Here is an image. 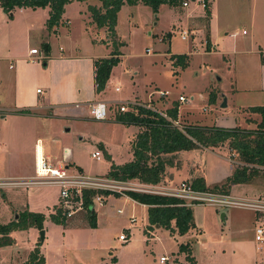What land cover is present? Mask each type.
<instances>
[{
    "label": "rangeland",
    "instance_id": "1",
    "mask_svg": "<svg viewBox=\"0 0 264 264\" xmlns=\"http://www.w3.org/2000/svg\"><path fill=\"white\" fill-rule=\"evenodd\" d=\"M187 2V8H178L177 11L161 5L156 14L143 4L121 7L115 27L123 56L111 69L105 84L108 98L114 97L118 102L148 103L153 100L152 106L164 111L170 109L173 102H178L179 96H184L192 98L186 103L178 102L188 123L254 129L255 122L259 121L258 115L248 109L264 106V0H211V18L208 20L205 13L202 21L199 20L204 13L201 2ZM179 12L190 14V19L182 25L187 32L186 40L180 38L182 28L173 27L178 22ZM18 16L14 14V18ZM67 16L68 27L61 23L55 34L43 28L40 17L31 34L23 24L15 27L14 23H9L4 29L14 33V43L23 52L34 47L41 55L47 44H50L51 53H57L60 46L75 53L78 45L82 55L99 57L111 52L104 44L95 45L87 35H82V17L78 9H72ZM7 19L12 18L7 14ZM70 29L72 33L69 34ZM0 37L1 40L5 38L4 35ZM171 55H187L188 67L185 70L173 67ZM35 63L42 66L43 62ZM9 64L14 65L15 61L0 62L1 74L12 73ZM115 87L119 88V93ZM1 88L5 90L4 86ZM159 92H168V96L160 98ZM210 95L215 96L214 102L209 101ZM224 101L226 107H222ZM4 116L0 115V134H7L11 141L10 132L16 129L29 128L34 135L33 124L11 113ZM250 119L251 123L247 121ZM26 120L40 123L33 118L26 117ZM64 121L67 122L66 128L70 127L68 145L80 168H72L69 172L91 177H104L107 172V154L102 152L101 160L92 158V154L100 150V144L110 145L113 153L123 158L127 154L126 139L135 130L131 127L126 131L110 117L105 121L91 118H66ZM33 135L29 140H20L18 146L13 142L9 159L13 154L14 159L20 160L24 166L30 161L32 164L30 146L37 137L44 138L42 134ZM5 152L6 148L0 145V166L4 163ZM225 153L229 154V151ZM180 162L185 168H191L195 176L204 173V184L208 189L224 183L233 174L230 164L217 153L199 149L185 151ZM197 162H202V170ZM234 166L239 167V163L235 162ZM187 174L174 176L169 182L170 187L179 185L182 177L190 179ZM252 177L247 183L230 182L228 194L237 199L264 200V172L258 171ZM232 185L240 186L231 191ZM58 197L56 187L0 188V217L9 210L15 218L18 206L23 204L44 216L43 230L25 227L12 231V244L0 247V264H21L29 250L37 245L46 264H159L163 255L171 257L170 264H195L193 257L197 264H264V243H257L254 238L255 227L260 223L264 226V215L249 209L193 206L194 228L183 235H170L163 228L154 231L148 227L145 231L142 208L120 194L108 196L102 207L95 204V228L88 224L85 212L67 220V224H56L50 220V214ZM119 209L122 214L117 213ZM131 219H134L133 223ZM41 231L44 232L43 239L40 238ZM120 235L127 237L126 242L119 239ZM181 244H189L192 261L186 258L188 253L179 251Z\"/></svg>",
    "mask_w": 264,
    "mask_h": 264
},
{
    "label": "crops",
    "instance_id": "2",
    "mask_svg": "<svg viewBox=\"0 0 264 264\" xmlns=\"http://www.w3.org/2000/svg\"><path fill=\"white\" fill-rule=\"evenodd\" d=\"M72 5H77V6H72ZM88 6L99 7L100 2L97 0H87L86 2H72L66 5L64 8V13L62 15L61 21L57 27H59L61 23L68 27L69 19L67 18L68 17L67 15L70 14L72 9H78L80 11V16L82 17V27H81L82 35H87L93 44L95 45L104 44L106 48H110L112 51L111 40L109 39L108 31L106 29H97L95 25L92 24L90 14L87 10ZM70 7H75V8H70ZM26 9L16 8L11 13L12 19H10L9 21L7 19V14L4 13L0 8V22H1L0 26H2L0 29V35H4L5 37L4 40H1L0 37V62L5 61L7 63H10L12 61H15L14 65L9 64L8 66V69H12V73L7 72V75H3L0 72V115L2 116V118H4L5 113H11V115L15 117H19L20 119H22V121L27 122L28 124H33V126L35 127V131H34L35 133L33 135V131L29 128L23 130L16 129L15 132L14 131L12 133L10 132L12 141L10 140L7 134L6 135L0 134V145L2 146V148L3 147L6 148V152L3 155L4 163L2 166H0V179L28 178L34 176L36 156L42 157L47 162V164H50L52 167L67 164L65 167L67 168L68 173H70L69 171L72 168L73 169L75 168V170H80V168H78L76 164L78 160L74 156L71 148L69 147L70 145H68L69 143L68 139H70L69 138L70 136L67 135V132L70 130V127L66 128L67 122H65L64 119L66 118L76 119V120L89 119L90 117L87 108L88 104L95 102H106L109 104H115L116 102L119 101L114 99V97L108 98L107 96L108 87H105V89L99 94L95 93L94 67H93L94 61L100 58L109 57L111 52L106 53L105 55H100L99 57H97V55H82L80 53L81 47L80 45H78L77 51L75 53H72L71 50L64 49L63 46L59 47L57 53L55 52L51 53L50 44H47L44 46V54L43 53L41 54L42 57L41 61L43 62L42 66L40 64H36L35 62H30V59L37 57V56H31L29 54V51L34 47H31L29 50L26 49L24 52L20 49H17L13 38L14 33L11 32L10 30L4 29L6 26L9 25V23H14L15 27L18 24H23L27 32L31 34L34 32L33 30H35L36 28L34 25L38 22L37 18L40 17L41 22L43 24V28L46 30L45 28L46 26L44 25L48 19L49 9L48 8L42 10L40 8L35 10H26ZM171 9L177 11V9L174 8ZM203 11H204L203 15L200 16L199 18L200 21H202V19L205 18L204 16L205 10L203 9ZM209 12H210L209 18H211V6H209ZM15 13H17L20 16L14 18ZM178 15H179L178 22L173 27L174 28L177 27L178 30L182 28L179 31L181 32L184 30L182 25H185L184 24L185 20L190 19V14L185 12L183 13L179 12ZM180 16L184 18H181ZM57 27H55L51 32L47 30L46 31L48 33L55 34L57 32ZM114 30L117 40L118 38H117L116 27ZM70 33H72L71 29L69 30V34ZM2 47H4L5 50ZM122 56L123 55L121 54L119 57L120 61L122 59ZM3 82L6 83L2 85ZM2 86H4L5 90L1 88ZM116 88L118 89L116 93H119L120 92L119 88L115 87V89ZM37 90H40V93H37ZM153 103L154 101L152 100L151 105ZM173 104L178 105L177 120L174 123H177V125L180 127L197 125L186 122V119L181 114L180 104L178 102H173ZM114 106L115 105H111L108 118L110 117L112 120L115 121V123L125 127L126 131H129L131 127L135 128V130L132 131L131 134L128 135L126 139L128 144L127 154L123 155V158L117 157L113 153V149L112 147H110V145L104 142L100 144L99 151L101 153L103 152L104 154H107L110 158V161H107L108 168L106 174L110 170L111 163L117 166H121L123 164L132 161L133 159L132 144L137 134L140 133L141 131V129L137 126H125L119 123L116 120V118L120 113L118 112L117 107ZM166 110H164L163 112H166ZM20 112H26V113H20ZM26 117L33 118L34 120H39L40 123L38 122L32 123L29 120H26ZM57 123H62V125L61 124L59 125ZM198 126H204V125H198ZM211 126H216V125H211ZM35 134H42L44 138L41 139L40 137H37L35 139V142L32 144V146H30L31 148L30 157L33 162L32 164L30 161L26 166H24V164L20 162V160H18L17 158L14 159L13 154L11 155L12 159H9L13 142L14 145L18 146L20 144V140L23 139L29 140L32 137V135L35 136ZM198 149L210 153L211 152L217 153L220 156H222V158L230 164L231 172H233L234 169L236 168L234 166L236 162L235 158L233 157L230 158L229 154H226L224 151H218V150L213 151L211 149H206L202 147H199ZM184 152L185 151H181L173 155L174 156L172 159L173 163L165 167V171L163 173L161 180L162 185L171 186L169 185V182L172 180V178L174 176L180 177L181 174L184 172L188 173L187 175L189 176L190 179L185 178L186 179L185 180L184 177H182L183 179H181L180 182H188L190 184L192 181H194L197 178H202L204 180L203 178L204 173L195 176V173L191 170V168L189 167L185 168V166L181 164L180 157ZM230 161H233V163ZM196 164L199 167V169L202 170L203 168L202 162L201 163L197 162ZM70 174H75V173H70ZM237 186L240 185H232L230 187L231 191H233ZM38 187H43V186H35V188ZM123 198L128 202H131L133 205L140 206L142 208L143 219L146 222L144 230L147 231V229H149L148 228L149 224L147 221V207L145 205H141L133 201L128 197H123ZM128 202L125 203L129 204ZM18 209L19 210H16V212L14 210L17 216L19 213H22L24 211L36 213L35 211H33V208H28L27 204L18 206ZM122 213H118V214H122ZM4 214L5 215L3 217H0V225H6L16 220L15 218H13V213L11 211L9 212V210L5 211ZM95 216H96V227H97L96 212H95ZM259 225H261V223ZM153 229L155 231L158 228L154 227ZM11 234L12 232L10 233V237ZM32 250L30 249L27 257L26 258L24 257L21 260L22 261L21 264L28 259L29 253ZM39 250L45 259L44 254L41 252V249ZM193 258L195 264H197V260L195 259V257Z\"/></svg>",
    "mask_w": 264,
    "mask_h": 264
},
{
    "label": "trees",
    "instance_id": "3",
    "mask_svg": "<svg viewBox=\"0 0 264 264\" xmlns=\"http://www.w3.org/2000/svg\"><path fill=\"white\" fill-rule=\"evenodd\" d=\"M87 0H0V8L11 17V13L16 9H49L48 19L45 23L47 31L51 32L61 21L66 5L72 2H86ZM100 6H88L92 24L97 29H106L111 38L112 51L107 58H100L94 61V85L95 93H100L109 78L111 69L120 62L119 47L121 42H117L115 25L117 14L124 5L135 6L138 3L151 8L154 14L158 12L161 5L177 9L183 7V3L189 0H97ZM205 4L204 10L210 16L209 6L211 0H202ZM170 37V34L166 35ZM208 45V42H207ZM172 66L176 69L185 70L188 67L189 58L187 55H171ZM176 73L178 71L176 70ZM215 96L210 95L209 101L214 102ZM248 111L256 114L259 121L255 122L254 129L221 128L217 126L190 125L180 127L174 125L177 120L178 105L174 104L166 110L167 118H163L156 112L144 108L135 111L120 113L116 120L125 126H137L141 129L132 144V161L121 166L111 163L110 170L106 174L107 178L116 181L136 180L145 184L161 183L165 167L173 163V155L181 151H190L199 147L229 151L230 158H235L239 163L230 178L224 183L207 188L202 178H197L188 183L193 190L218 192L228 195L231 183H247L258 171L264 172V107H251ZM26 113V112H20ZM251 123V119L247 120ZM228 149V150H227ZM106 155V154H105ZM108 160L110 158L106 155ZM108 195V193H106ZM117 195V194H114ZM127 196L133 201L147 207V221L150 228L158 225L169 231L170 235L175 233L183 235L194 228L192 208L184 207L182 200L172 197L149 195L128 192ZM86 204H90L87 198ZM56 209L54 206L53 209ZM87 221L90 227H96V216L94 212L88 211ZM50 220L56 224H66L67 220L57 214H50ZM44 216L40 213L24 211L18 214V218L6 225H0V247L12 244L10 233L13 230L25 227H33L43 230ZM189 244L179 246L180 252L188 253ZM22 264H45V259L40 253L37 245Z\"/></svg>",
    "mask_w": 264,
    "mask_h": 264
},
{
    "label": "built area",
    "instance_id": "4",
    "mask_svg": "<svg viewBox=\"0 0 264 264\" xmlns=\"http://www.w3.org/2000/svg\"><path fill=\"white\" fill-rule=\"evenodd\" d=\"M199 1L204 9V2L202 0ZM187 6L188 2L183 3V7ZM242 34H245V31H242ZM180 38L181 40L187 39V32L185 30L180 32ZM29 54L31 56H37L36 58L30 59V62H38L42 60L40 52L36 48H32L29 51ZM116 91H118V89H116ZM37 93H40V90H37ZM158 95L160 98H164L168 96V92H159ZM191 100L192 98L188 99L184 96L178 97L179 103H186ZM151 102L152 100L147 104L138 101L116 102L115 104L95 102L88 104L87 108L89 117L94 121H105L108 118L111 105L117 106L119 113H126L128 111H135L138 108H144L158 113L163 118H167L166 113L153 107ZM174 124L177 125V123ZM92 158L100 160L101 152L95 151L92 154ZM230 162L233 163V161ZM8 186L26 189L35 186L58 188V203L55 205L56 209L54 208L51 213L57 214L59 212L66 220L76 217L81 212H95V204L102 207L105 203V199L110 195L120 194L123 197H128V192L177 198L183 201V204L181 205L184 207L191 208L197 205H211L217 208L239 207L252 210L257 214H261V216L262 214L264 215V200L261 199H237L231 197L230 195L218 192H200L193 190L186 182H181L175 187H170L164 186L161 183L157 185L145 184L136 180L121 182L107 178L106 176L91 177L78 173L70 174L65 166L59 165L52 167L39 156H36L35 159L34 176L28 178L0 180V188ZM106 193H108V195ZM87 198L90 199L89 205L86 204ZM117 212L122 213V210H118ZM131 222L133 223L134 219H131ZM254 238L257 243H264V226L262 224L255 227ZM119 239L122 242H126L127 237L125 235H120ZM170 263V256H160L159 264Z\"/></svg>",
    "mask_w": 264,
    "mask_h": 264
},
{
    "label": "water",
    "instance_id": "5",
    "mask_svg": "<svg viewBox=\"0 0 264 264\" xmlns=\"http://www.w3.org/2000/svg\"><path fill=\"white\" fill-rule=\"evenodd\" d=\"M222 107H226V102L224 101V103L222 104ZM224 216V214H222V217ZM17 218V215L15 216V219ZM156 228H158V225L155 226ZM40 238L43 239L44 238V232L41 231L40 233Z\"/></svg>",
    "mask_w": 264,
    "mask_h": 264
}]
</instances>
